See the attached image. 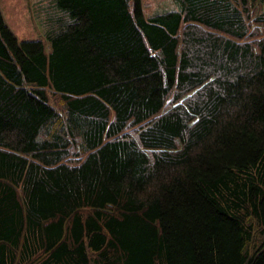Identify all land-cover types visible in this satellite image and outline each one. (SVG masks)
Here are the masks:
<instances>
[{
	"label": "trees",
	"instance_id": "obj_1",
	"mask_svg": "<svg viewBox=\"0 0 264 264\" xmlns=\"http://www.w3.org/2000/svg\"><path fill=\"white\" fill-rule=\"evenodd\" d=\"M0 12V264H264V0Z\"/></svg>",
	"mask_w": 264,
	"mask_h": 264
},
{
	"label": "rangeland",
	"instance_id": "obj_2",
	"mask_svg": "<svg viewBox=\"0 0 264 264\" xmlns=\"http://www.w3.org/2000/svg\"><path fill=\"white\" fill-rule=\"evenodd\" d=\"M50 0H0V12L19 39L43 38ZM145 16L177 8L174 0H141Z\"/></svg>",
	"mask_w": 264,
	"mask_h": 264
}]
</instances>
